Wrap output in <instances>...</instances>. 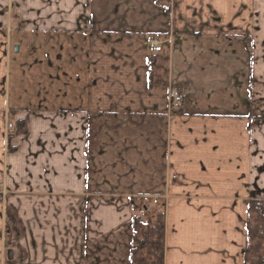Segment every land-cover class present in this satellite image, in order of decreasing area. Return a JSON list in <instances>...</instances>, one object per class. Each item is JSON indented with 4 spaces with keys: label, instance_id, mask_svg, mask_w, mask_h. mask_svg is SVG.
Segmentation results:
<instances>
[{
    "label": "crops",
    "instance_id": "0c3cea01",
    "mask_svg": "<svg viewBox=\"0 0 264 264\" xmlns=\"http://www.w3.org/2000/svg\"><path fill=\"white\" fill-rule=\"evenodd\" d=\"M262 116L264 0H0V264H131L143 196L165 264H245Z\"/></svg>",
    "mask_w": 264,
    "mask_h": 264
},
{
    "label": "trees",
    "instance_id": "16d2710c",
    "mask_svg": "<svg viewBox=\"0 0 264 264\" xmlns=\"http://www.w3.org/2000/svg\"><path fill=\"white\" fill-rule=\"evenodd\" d=\"M154 67L151 61V78ZM14 126L15 131L8 138L11 150L14 138L28 134L25 121ZM139 200L133 221L131 264H165V203L159 200L150 206L142 198ZM9 219L14 222L11 216ZM245 264H264V201L249 203Z\"/></svg>",
    "mask_w": 264,
    "mask_h": 264
},
{
    "label": "built area",
    "instance_id": "2783aa9c",
    "mask_svg": "<svg viewBox=\"0 0 264 264\" xmlns=\"http://www.w3.org/2000/svg\"><path fill=\"white\" fill-rule=\"evenodd\" d=\"M151 43L153 44L154 52L155 53H160L162 50V47L164 45L163 41L158 38H153L151 40ZM169 100H170V107L171 109L178 111L181 109L183 106V95H181L177 90H172L170 95H169ZM8 131H13L15 130V127L13 124H8L7 126ZM143 201L148 204V205H157L159 198L158 197H152V196H143L142 197Z\"/></svg>",
    "mask_w": 264,
    "mask_h": 264
},
{
    "label": "rangeland",
    "instance_id": "374dc122",
    "mask_svg": "<svg viewBox=\"0 0 264 264\" xmlns=\"http://www.w3.org/2000/svg\"><path fill=\"white\" fill-rule=\"evenodd\" d=\"M263 117L264 116H262L261 118L263 119ZM259 172H260V175L255 180V194H256L257 198H255L254 200L264 201V166L260 169ZM261 173H263V176L261 175ZM254 200H252V201H254ZM150 208H152V207H150Z\"/></svg>",
    "mask_w": 264,
    "mask_h": 264
},
{
    "label": "water",
    "instance_id": "95a60500",
    "mask_svg": "<svg viewBox=\"0 0 264 264\" xmlns=\"http://www.w3.org/2000/svg\"><path fill=\"white\" fill-rule=\"evenodd\" d=\"M9 259L12 260L13 259V253L10 251L9 252Z\"/></svg>",
    "mask_w": 264,
    "mask_h": 264
}]
</instances>
